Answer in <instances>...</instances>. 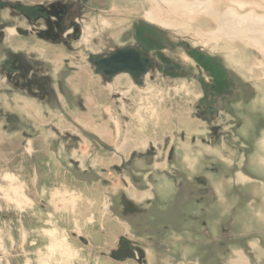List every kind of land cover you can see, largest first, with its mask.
<instances>
[{
	"label": "rangeland",
	"instance_id": "rangeland-1",
	"mask_svg": "<svg viewBox=\"0 0 264 264\" xmlns=\"http://www.w3.org/2000/svg\"><path fill=\"white\" fill-rule=\"evenodd\" d=\"M232 1L264 17V0ZM151 9L0 0V264H264V58L207 38L211 17L164 10L161 27ZM117 49L143 77L100 76ZM16 57L46 80L40 97L2 75ZM122 243L134 258L115 257Z\"/></svg>",
	"mask_w": 264,
	"mask_h": 264
},
{
	"label": "bare ground",
	"instance_id": "bare-ground-1",
	"mask_svg": "<svg viewBox=\"0 0 264 264\" xmlns=\"http://www.w3.org/2000/svg\"><path fill=\"white\" fill-rule=\"evenodd\" d=\"M149 1L154 3L155 9L147 12L145 17L153 24L169 27L167 21L158 15V12L162 13L164 10L175 15L183 13L193 17L202 14L211 17L216 23V29L205 34L207 38L213 41L220 39L239 41L254 48L259 53L258 56L264 58V17L258 16L253 11H246L248 6L243 2L231 0L230 3L234 4L236 9L227 8L220 13V10L212 9L210 1L205 0H195L193 3L186 2V0ZM147 68V65L145 68H138L136 73L143 77ZM0 246H2V242H0Z\"/></svg>",
	"mask_w": 264,
	"mask_h": 264
},
{
	"label": "flooded vegetation",
	"instance_id": "flooded-vegetation-1",
	"mask_svg": "<svg viewBox=\"0 0 264 264\" xmlns=\"http://www.w3.org/2000/svg\"><path fill=\"white\" fill-rule=\"evenodd\" d=\"M68 7L70 6H61L58 4H50L47 5V8H43V12L45 16L49 17L47 20L44 19L45 25L48 27V29L42 34H38L41 37L47 38V40L56 41L59 35L56 33L54 28L59 29L61 31V26L59 25V22L62 20V15L68 12ZM58 19L57 26L55 25V21L50 20V16ZM48 40V41H49ZM140 61V60H139ZM145 66L146 63L140 61L139 66ZM149 66V65H148ZM150 67V66H149ZM97 70V69H96ZM33 67L23 60L19 58H13L12 62L9 63L6 67H3L1 70L2 75L5 76L6 80L11 84V86L15 89H20L27 91L28 93L40 97L44 94L45 90H47L46 80L40 79L35 73L32 72ZM100 71L102 72L101 68ZM100 71H98L100 73ZM119 73V72H118ZM103 78L105 77L104 74H100Z\"/></svg>",
	"mask_w": 264,
	"mask_h": 264
},
{
	"label": "water",
	"instance_id": "water-1",
	"mask_svg": "<svg viewBox=\"0 0 264 264\" xmlns=\"http://www.w3.org/2000/svg\"><path fill=\"white\" fill-rule=\"evenodd\" d=\"M93 64L95 65L98 71H100V68L102 69V72L100 71L101 75L104 72L106 74L113 76L116 73L125 70L127 73L133 74V76H137L140 78V76H138V74L136 73V70L138 68H141V66H139L140 61L138 59V56L131 49H117L111 54L102 57V60L93 62ZM142 67L145 68L144 65ZM122 246L123 248L119 249L118 252L115 253V257L134 258V254L130 250L128 244L122 243ZM125 251L127 255H125L124 253Z\"/></svg>",
	"mask_w": 264,
	"mask_h": 264
}]
</instances>
